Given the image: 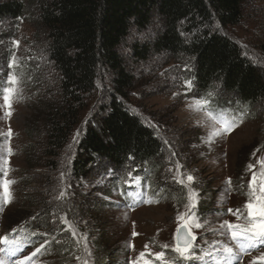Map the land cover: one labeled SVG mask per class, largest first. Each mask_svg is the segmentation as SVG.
<instances>
[{
    "label": "rangeland",
    "instance_id": "obj_1",
    "mask_svg": "<svg viewBox=\"0 0 264 264\" xmlns=\"http://www.w3.org/2000/svg\"><path fill=\"white\" fill-rule=\"evenodd\" d=\"M24 3L30 15L34 1L24 0ZM32 23L31 18H25L16 23L0 25L1 30L8 31L7 39L0 41V93L3 88L9 87L6 83L9 74H14L19 80L10 109L4 106L0 95V184L12 182L10 203H4L0 192V237L7 234V225L12 221L22 224L26 222L27 226L32 224L30 230L40 237L38 244L44 240L65 244L67 235L74 241L75 252L71 257L60 258L50 251L43 254L42 250L35 258L36 264H81V261L75 259L77 255L82 260L88 259L89 264H108L110 261L111 264H129L132 258L145 251V245L150 252L171 253L170 248L164 249L163 246L175 244L177 217L186 212L188 196L195 190L198 193L197 205L201 204L204 211L201 220L195 213L196 208L193 209L194 217L202 224L199 230L194 229L198 237L196 247L206 248L205 240L227 243L226 237L215 233L220 231L219 225L224 221L238 222L233 215L228 214V209L246 211L244 204L249 199L255 202L256 197L248 189V181L253 172L257 175L254 188L259 195V178L264 172V167L259 163L264 160V120L260 117L242 119V123L231 134L216 137L209 143L212 122H202L203 114L190 110L193 98L201 96L190 91L185 94L183 84L175 79L176 68L163 63V54H153L147 63L132 68L128 50L123 49L125 63L132 71L137 85L133 96L134 107L146 119L157 122L158 128L169 140V144L165 143L162 150L164 169L156 175L153 184L157 201L135 209L129 208L124 199L110 189L112 179L100 172L99 165L93 168L90 178L78 185L74 184L68 169L80 129L75 133L71 149L63 156L62 168L56 173L61 183L51 192L48 167H45L48 158L41 157L40 150H35L34 155H28L30 150L25 148L32 141L26 132L33 122L32 116L38 112L36 101L46 87L38 84L35 79L41 76L40 82L54 85L53 69L45 65L44 37L40 36L37 44L34 43L35 30ZM238 25L229 29L227 35L240 45L243 55L264 69V4L256 0L246 2ZM161 29V20L155 15L150 28L144 32L132 30L126 44L150 42ZM13 40L19 41L18 47H13ZM12 53H15L17 63L9 69ZM31 54L33 58L36 57L35 66L43 67L37 77H32L24 67V62L32 60ZM109 82L110 76L101 74L97 81V93L103 94ZM221 99L227 98L221 96ZM9 111L10 116L6 114ZM97 111L96 107L92 108L86 119H93ZM9 130L11 136L8 135ZM249 165L253 166L251 170ZM188 174L195 178L191 184L186 180ZM181 177L185 178L184 184L177 183ZM70 186L74 190L68 191ZM178 186L184 191L177 190ZM133 187L132 193L138 192L141 195L139 184H133ZM61 190L66 195L58 200L56 197ZM131 197L139 198L135 195ZM42 201H49L45 209L49 214L45 230L37 228L45 214L40 205ZM62 206L63 210H59ZM13 225L10 231L17 224ZM72 230L76 232L75 237ZM133 232L137 233L135 237ZM56 233L66 237H56ZM83 237H87V248L91 256L85 252ZM104 249L108 253H101ZM250 259L251 256H245L239 264H248ZM5 264H10V261L5 259Z\"/></svg>",
    "mask_w": 264,
    "mask_h": 264
},
{
    "label": "trees",
    "instance_id": "obj_2",
    "mask_svg": "<svg viewBox=\"0 0 264 264\" xmlns=\"http://www.w3.org/2000/svg\"><path fill=\"white\" fill-rule=\"evenodd\" d=\"M33 1L29 15L24 0H0V25L31 18L34 43L44 37L45 65L53 69L54 88L50 83L40 82L38 73L43 67L35 66L37 60L31 54L32 60L24 62V67L32 77L38 76L34 78L38 84L46 87L36 101L38 112L32 116L33 122L26 132L32 141L25 148L30 150L28 155L40 150V156L48 158L45 167L51 192L61 183L56 173L80 129L68 169L74 184L90 178L93 168L99 165L100 172L112 179L110 189L125 199L123 181L135 169L132 175L143 178L152 202L157 201L153 184L164 169L162 150L169 140L157 122L146 119L134 107L137 85L125 63L123 49L128 50L132 68L147 63L153 54H163V63L176 68L175 79L179 84L191 78L193 94L203 97L210 91L214 93L211 99L216 116L264 120V69L243 55L240 45L227 35L229 29L239 26L243 5L250 0ZM256 1L264 4V0ZM155 15L161 20V32L150 42L127 45L130 32L148 30ZM7 34L0 28V41L7 39ZM185 65L191 71H186ZM101 74L110 76V85L103 94L97 93ZM221 96L227 99L222 100ZM94 107L97 114L88 121L86 116ZM176 188L184 191L181 186ZM71 190L74 189L70 186L68 191ZM48 204L49 201L40 204L45 212L37 227L41 230L48 224L49 214L45 211ZM139 206L131 204L129 208ZM201 207L197 205L196 215L203 220ZM241 213L246 215L244 210ZM13 224L26 230L33 242L40 238L32 235V224L27 226L19 221L9 223L5 235L12 232ZM46 251L60 258L71 257L75 252L74 241L67 235L65 244L51 241L42 253ZM166 255L176 259L173 253Z\"/></svg>",
    "mask_w": 264,
    "mask_h": 264
},
{
    "label": "snow or ice",
    "instance_id": "obj_3",
    "mask_svg": "<svg viewBox=\"0 0 264 264\" xmlns=\"http://www.w3.org/2000/svg\"><path fill=\"white\" fill-rule=\"evenodd\" d=\"M13 47L19 46V41H12ZM17 61L15 58V53H12V58L8 63V68L12 69L16 65ZM186 71H191L188 65L184 66ZM6 83L9 87H5L2 90V99L4 106L6 108H11L12 97L16 94V85H18L19 80L14 74H9ZM183 87L186 89V93L191 91L193 88V80L191 78H186L183 81ZM213 92L207 93L203 97H194L193 103L190 106V110L202 113V122L210 121L211 131L208 135V141L211 143L214 138L222 137L224 135L231 134L238 126L239 123H242V118L237 119L233 118L231 120L226 119L223 115L216 116L215 108L212 103ZM223 112V110H220ZM11 115L9 111L6 113ZM218 125V127H217ZM11 136V130L8 133ZM167 143V141H166ZM175 155V153H173ZM132 159V157H129ZM7 164V161H4ZM259 163L264 167V160H260ZM252 165H249V169H252ZM132 171H135L133 169ZM132 171L127 173L128 179L124 180L123 183L129 187L133 184L138 185L140 182V177L133 176ZM171 171V169H169ZM177 171H179V166H177ZM111 170H109V173ZM63 176V174H62ZM175 179V177H174ZM184 179L181 177L177 180V183L184 184ZM194 176L188 174L186 180L189 184L194 181ZM231 183L230 179L228 181ZM10 181H5L3 184H0V192L3 194V201L5 204L10 203ZM254 185H257V175L253 172L251 179L248 181V189L254 197H256L255 202L252 199H249L248 202L244 204V209H246V215L241 213L240 209L235 210L228 209V214L233 215L238 221L237 223H231L224 221L219 225L220 231L218 234L220 236L226 237L230 243H225L221 241H204L206 248H201L199 253L195 252L196 247L195 242L198 237L194 232V229L199 230L202 227V224L199 220L194 217L193 209L197 207L198 193L193 190L188 196V208L186 212L182 215H178L177 223L178 227L176 229V235L174 237V245H164V249H171V252L175 254L176 259H174L171 264H183L186 261L199 260L203 262L206 258H210V264H238L241 261L243 256H251V259L248 261V264H264V172L261 173L258 183L259 195H257V190L254 188ZM65 191L61 190L56 199H62L65 197ZM129 196L135 195L140 196V193L133 194L132 192L128 193ZM142 203H151V200L138 201ZM65 221L62 219L61 221ZM37 233L33 232L32 235ZM41 235H47L46 233H41ZM72 235L75 237L76 232L72 230ZM133 237L137 235L136 232L132 233ZM85 252L88 256H91L92 253L87 248V237H83ZM79 243V241H77ZM49 242L44 240L39 244V247H36L34 251H31L28 254L20 255L25 251V243L20 240L9 241L8 236L0 237V245H5V247H0V264H5V259L10 261V264H36L35 257L42 250H46V245ZM130 247H132L130 245ZM148 246L145 245V251H141L138 256H135L129 261V264H153V260L159 262V264H169V261L166 258L165 251L159 252H150L147 250ZM256 252L258 254L253 255L252 253ZM15 257V259H12ZM152 258V259H149ZM77 261H81V264H89L88 259H83L81 256H75Z\"/></svg>",
    "mask_w": 264,
    "mask_h": 264
}]
</instances>
